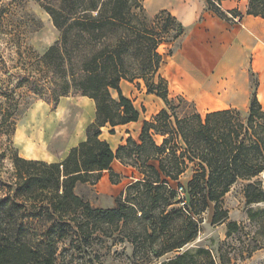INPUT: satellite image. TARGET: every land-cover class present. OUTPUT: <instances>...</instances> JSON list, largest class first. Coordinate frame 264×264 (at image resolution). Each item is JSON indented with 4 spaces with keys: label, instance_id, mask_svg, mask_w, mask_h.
Instances as JSON below:
<instances>
[{
    "label": "trees",
    "instance_id": "obj_1",
    "mask_svg": "<svg viewBox=\"0 0 264 264\" xmlns=\"http://www.w3.org/2000/svg\"><path fill=\"white\" fill-rule=\"evenodd\" d=\"M225 1L242 0H205L207 10L231 24L240 22L244 15L238 9L224 11ZM246 1V15L264 20V0ZM43 6L59 39L37 62L34 93L54 107L62 98H89L95 119L85 141L62 162L14 156L13 180L0 178V264H58L59 243H86L112 235L108 229L128 239L134 256L159 260L171 255L162 264H217L211 250L188 248L199 237L210 204L212 225L228 222L223 200L239 181L250 182L247 205L264 203V109L256 93L247 113L195 112L180 118L167 82L158 75L160 46L186 32L170 11L151 17L144 0H44ZM140 81L165 108L143 123L138 140L129 137L114 151L102 139L103 129L140 120L141 112L122 91V83ZM115 161L140 178L115 208L96 209L76 190L97 185L106 171L112 183L120 184ZM189 170L193 176L185 187L180 180ZM249 217L264 228V210ZM227 225L228 238L239 235L238 223ZM255 238L249 255L264 247ZM221 261L228 263L223 256Z\"/></svg>",
    "mask_w": 264,
    "mask_h": 264
},
{
    "label": "rangeland",
    "instance_id": "obj_2",
    "mask_svg": "<svg viewBox=\"0 0 264 264\" xmlns=\"http://www.w3.org/2000/svg\"><path fill=\"white\" fill-rule=\"evenodd\" d=\"M193 2L203 5L205 0ZM43 3L44 0H0V178L5 182L13 180L14 156L24 158L22 146L17 140L20 135L30 139L38 132L42 135L41 141L34 142V150L38 152L39 159L27 160L58 163L68 156L73 145L76 147L79 144L80 135L86 134L87 126L95 119V115L91 117L90 112H79L72 103H67L68 99L72 102L80 96L62 98L58 106L54 107L34 93L39 84L37 62L59 39V32L53 26ZM167 4V0H144V8L151 17L160 11L159 7ZM169 8L167 10L174 12V8ZM250 82L252 88H255V74L250 75ZM140 86V82L139 85L123 83L122 91L145 117L146 114L149 116L157 112L158 106L154 97H147L140 92ZM174 105L180 118L197 112L194 105L184 101L174 102ZM61 109L64 112L62 116ZM85 119L87 123L82 124ZM133 132L137 138L135 130ZM116 135L118 133L115 131H105L112 149L118 145ZM115 170L122 177L120 184L115 185L106 178L99 182V186L80 185L77 194L96 209L115 208L116 200L129 185L140 178L132 169L119 167ZM192 176L193 172L189 170L180 183L186 187ZM260 181L264 190V174ZM249 184L239 181L224 197V208L229 211L228 222L213 226L214 204H210L203 214L201 233L188 248L203 247L211 250L217 264H224L222 256L228 261L225 264H264V247L250 255L247 253L249 248L255 246L257 235L264 246V228H259L249 219L251 212L264 210V203L247 205L245 190ZM173 186L176 188L177 184ZM2 195L0 191V197ZM229 222L241 226L239 235L227 237ZM108 231L113 234H100L86 243H59L58 264H162L171 257L168 255L155 260L142 255L134 256L133 247L123 234L115 229Z\"/></svg>",
    "mask_w": 264,
    "mask_h": 264
},
{
    "label": "crops",
    "instance_id": "obj_3",
    "mask_svg": "<svg viewBox=\"0 0 264 264\" xmlns=\"http://www.w3.org/2000/svg\"><path fill=\"white\" fill-rule=\"evenodd\" d=\"M193 1L186 2L179 10L170 11L184 26L185 34L178 41L164 43L159 48L163 62L158 75L168 84L169 99L190 103L201 115L225 110L249 112L253 94L256 93L264 109V79L262 78L264 76V20L246 15V0L223 2L224 11L238 9L244 15L240 22L234 24L208 11L205 2L203 5H197ZM168 8L163 6L158 9L161 11ZM252 74L257 77L255 88H252L250 82ZM124 83L136 85V83ZM140 83V92L145 93L147 97L155 98L158 111L149 116L146 114L145 117L141 114L140 120L136 123L104 128L102 139L108 143L110 139L105 136V131L118 133L116 135L118 145L113 149L114 151L119 146L125 145L129 137L138 140L143 123L150 121L165 108L164 102L154 95H148L144 83L142 81ZM67 103H72L71 105L79 112H90L91 117L95 115V103L89 98L80 96L72 102L68 99ZM83 123L86 124L87 119ZM85 139L86 134L82 133L78 143ZM119 167L132 169L123 166L119 161L112 164L116 174L118 173L115 168ZM106 178L110 180V174L107 171L103 173L99 182ZM99 184L101 183L96 186Z\"/></svg>",
    "mask_w": 264,
    "mask_h": 264
},
{
    "label": "bare ground",
    "instance_id": "obj_4",
    "mask_svg": "<svg viewBox=\"0 0 264 264\" xmlns=\"http://www.w3.org/2000/svg\"><path fill=\"white\" fill-rule=\"evenodd\" d=\"M190 0H167V6L173 7L176 10H179L181 7H183L186 2H189ZM157 9V8H156ZM236 70V69H235ZM234 75V74H233ZM227 84V83H226ZM229 84V83H228ZM222 89V88H221ZM221 92V91H220ZM231 92V91H230ZM227 99V98H226ZM228 101V100H227ZM62 112L61 116L64 115L63 109L60 110ZM34 114V113H33ZM36 116L35 114L33 115ZM33 120V119H32ZM49 123V122H48ZM42 130V129H41ZM20 134V133H18ZM24 134V133H23ZM42 139V135L40 132L38 134L34 135L31 139L27 136L20 135L17 140L20 141V144L23 149V156L26 159H39V156L37 155L36 151L34 150V142L39 141ZM41 141V140H40ZM39 150V149H38ZM41 152V151H40ZM44 155V154H43Z\"/></svg>",
    "mask_w": 264,
    "mask_h": 264
},
{
    "label": "built area",
    "instance_id": "obj_5",
    "mask_svg": "<svg viewBox=\"0 0 264 264\" xmlns=\"http://www.w3.org/2000/svg\"><path fill=\"white\" fill-rule=\"evenodd\" d=\"M179 192L182 194V196L184 195V190H183V188H180V189H179Z\"/></svg>",
    "mask_w": 264,
    "mask_h": 264
}]
</instances>
